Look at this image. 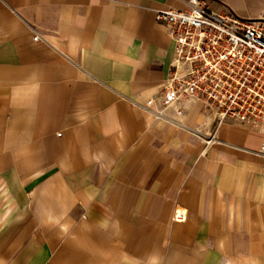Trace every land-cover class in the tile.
Returning a JSON list of instances; mask_svg holds the SVG:
<instances>
[{"label": "crops", "instance_id": "1", "mask_svg": "<svg viewBox=\"0 0 264 264\" xmlns=\"http://www.w3.org/2000/svg\"><path fill=\"white\" fill-rule=\"evenodd\" d=\"M189 2L0 0V264H264V123L159 99Z\"/></svg>", "mask_w": 264, "mask_h": 264}, {"label": "built area", "instance_id": "2", "mask_svg": "<svg viewBox=\"0 0 264 264\" xmlns=\"http://www.w3.org/2000/svg\"><path fill=\"white\" fill-rule=\"evenodd\" d=\"M210 4L190 0L187 10L156 12V21L167 27L175 44V60L159 99L164 108L187 97L212 108L216 130L208 144L218 141L216 131L228 120L254 132L264 123V8L257 18H242L229 9L218 13ZM40 37L37 33L34 39ZM154 102L150 99L146 106ZM256 152L264 154V143ZM173 218L185 221L186 210L179 208Z\"/></svg>", "mask_w": 264, "mask_h": 264}]
</instances>
